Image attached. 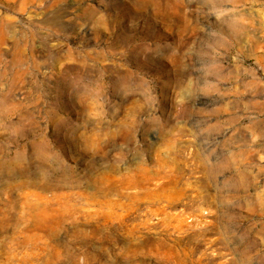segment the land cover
Masks as SVG:
<instances>
[{
	"label": "rangeland",
	"instance_id": "1",
	"mask_svg": "<svg viewBox=\"0 0 264 264\" xmlns=\"http://www.w3.org/2000/svg\"><path fill=\"white\" fill-rule=\"evenodd\" d=\"M0 264H264V0H0Z\"/></svg>",
	"mask_w": 264,
	"mask_h": 264
}]
</instances>
